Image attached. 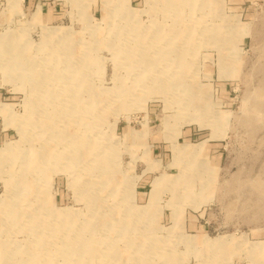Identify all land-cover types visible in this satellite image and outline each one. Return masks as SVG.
Segmentation results:
<instances>
[{
	"label": "rangeland",
	"instance_id": "1",
	"mask_svg": "<svg viewBox=\"0 0 264 264\" xmlns=\"http://www.w3.org/2000/svg\"><path fill=\"white\" fill-rule=\"evenodd\" d=\"M0 264H264V0H0Z\"/></svg>",
	"mask_w": 264,
	"mask_h": 264
},
{
	"label": "bare ground",
	"instance_id": "2",
	"mask_svg": "<svg viewBox=\"0 0 264 264\" xmlns=\"http://www.w3.org/2000/svg\"><path fill=\"white\" fill-rule=\"evenodd\" d=\"M160 2H161V0H160ZM164 2H165V0H164ZM186 6V5H185ZM210 7V6H209ZM180 34V33H179ZM185 34V33H184ZM180 36V35H179ZM192 36V35H191ZM169 50V49H168ZM163 59V58H162ZM160 61V60H159ZM38 63V62H37ZM22 65V64H21ZM33 65V64H32ZM150 65H152V64H150ZM33 67V66H32ZM144 67V66H143ZM78 75V74H77ZM56 77V76H55ZM77 79V78H76ZM79 80V79H78ZM45 88V87H44ZM43 99V98H42ZM95 100V99H94ZM45 101V100H44ZM96 102V101H95ZM33 111H35L34 109H33ZM59 114V113H58ZM48 124H50V123H48ZM73 134V133H72ZM74 135V134H73ZM70 137V136H69ZM76 140H77V138H76ZM107 166H108V164H107ZM109 179H110V177H109ZM113 179V178H112ZM157 181H158V179H157ZM156 181V185H157V183H159V182H157ZM159 181H160V179H159ZM41 215V214H40ZM54 226V225H53ZM93 239V238H92ZM93 241V240H92ZM86 253V252H85ZM120 256V255H119Z\"/></svg>",
	"mask_w": 264,
	"mask_h": 264
}]
</instances>
